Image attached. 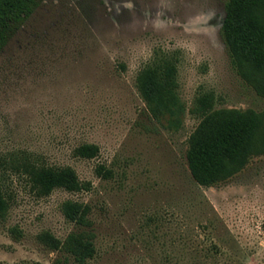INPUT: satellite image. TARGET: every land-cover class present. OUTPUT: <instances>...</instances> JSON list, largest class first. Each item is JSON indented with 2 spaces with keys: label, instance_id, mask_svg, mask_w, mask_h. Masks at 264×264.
<instances>
[{
  "label": "rangeland",
  "instance_id": "rangeland-1",
  "mask_svg": "<svg viewBox=\"0 0 264 264\" xmlns=\"http://www.w3.org/2000/svg\"><path fill=\"white\" fill-rule=\"evenodd\" d=\"M36 1L0 49V264H264V120L226 180L200 185L186 160L205 113L264 111L221 36L227 0ZM162 61L167 106L137 86ZM23 154L81 189L39 194L10 162Z\"/></svg>",
  "mask_w": 264,
  "mask_h": 264
},
{
  "label": "trees",
  "instance_id": "trees-1",
  "mask_svg": "<svg viewBox=\"0 0 264 264\" xmlns=\"http://www.w3.org/2000/svg\"><path fill=\"white\" fill-rule=\"evenodd\" d=\"M36 5V0H0V49ZM221 36L238 73L259 79L258 91L264 97V0H227ZM174 85V66L165 61L146 65L137 76L138 89L148 104L155 102L167 106L173 103ZM263 120L264 111L259 114L253 110L221 109L205 113L188 138L186 160L194 180L210 186L238 172L254 150ZM96 150L94 144L83 143L75 148V153L92 157ZM10 162L27 175L41 195L55 188L81 189V182L70 166L40 164L27 154ZM6 209L7 202L0 194V214ZM78 246L82 250H71L78 256L90 250L85 243H78ZM53 264L61 263L58 259Z\"/></svg>",
  "mask_w": 264,
  "mask_h": 264
}]
</instances>
